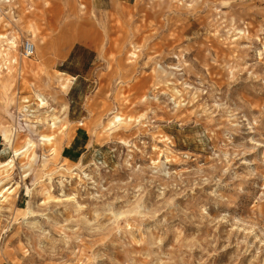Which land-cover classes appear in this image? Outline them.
I'll return each instance as SVG.
<instances>
[{
	"label": "rangeland",
	"instance_id": "rangeland-1",
	"mask_svg": "<svg viewBox=\"0 0 264 264\" xmlns=\"http://www.w3.org/2000/svg\"><path fill=\"white\" fill-rule=\"evenodd\" d=\"M0 163V264H264V0H0Z\"/></svg>",
	"mask_w": 264,
	"mask_h": 264
},
{
	"label": "built area",
	"instance_id": "built-area-1",
	"mask_svg": "<svg viewBox=\"0 0 264 264\" xmlns=\"http://www.w3.org/2000/svg\"><path fill=\"white\" fill-rule=\"evenodd\" d=\"M2 1L9 2L10 0H2ZM34 53H35L34 45L31 42L26 41L22 45V56L25 57V58H29V57L33 56Z\"/></svg>",
	"mask_w": 264,
	"mask_h": 264
},
{
	"label": "bare ground",
	"instance_id": "bare-ground-1",
	"mask_svg": "<svg viewBox=\"0 0 264 264\" xmlns=\"http://www.w3.org/2000/svg\"><path fill=\"white\" fill-rule=\"evenodd\" d=\"M36 97H37V99L39 100V102H40V105H41V107L42 106H45V105H47L48 104V101L47 100H45V98L41 95V94H38L37 93V95H36ZM39 105V106H40ZM49 106V105H48ZM5 137H7V135H5ZM47 137V136H46ZM8 138V137H7ZM44 138V137H43ZM49 138V137H48ZM3 163V162H2ZM10 163H12V160H10V161H7V163H3L5 166L7 165H9ZM0 165H1V163H0ZM10 166V165H9ZM2 168V167H1Z\"/></svg>",
	"mask_w": 264,
	"mask_h": 264
}]
</instances>
